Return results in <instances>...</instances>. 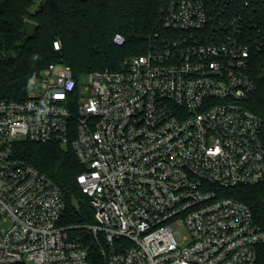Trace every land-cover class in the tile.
<instances>
[{
  "label": "built area",
  "instance_id": "2783aa9c",
  "mask_svg": "<svg viewBox=\"0 0 264 264\" xmlns=\"http://www.w3.org/2000/svg\"><path fill=\"white\" fill-rule=\"evenodd\" d=\"M256 1L168 0L163 32L118 69L86 84L54 63L24 99L0 97V264H92L22 141L73 150L104 264H257L264 229L233 196L264 183V119L248 106Z\"/></svg>",
  "mask_w": 264,
  "mask_h": 264
},
{
  "label": "trees",
  "instance_id": "16d2710c",
  "mask_svg": "<svg viewBox=\"0 0 264 264\" xmlns=\"http://www.w3.org/2000/svg\"><path fill=\"white\" fill-rule=\"evenodd\" d=\"M37 4V0L0 3V97L24 99L30 80L54 63L69 66L78 80L94 72L118 69L123 59L145 53L151 39L163 32L168 0H47L38 11ZM254 5L258 15L252 23L263 29L264 38V0ZM28 21L38 25L31 39L24 34ZM118 33L126 38L122 47L113 42ZM55 41L61 42L60 51L55 49ZM252 78L258 89L248 106L264 119V46L253 56ZM16 153L62 188L67 202L63 224L89 248L92 264H104L100 245L85 229L95 222L94 211L79 187L77 177L83 166L73 150L22 141ZM233 196L251 207L264 229V183L240 187ZM80 201L82 205L76 207ZM257 264H264V244Z\"/></svg>",
  "mask_w": 264,
  "mask_h": 264
},
{
  "label": "water",
  "instance_id": "95a60500",
  "mask_svg": "<svg viewBox=\"0 0 264 264\" xmlns=\"http://www.w3.org/2000/svg\"><path fill=\"white\" fill-rule=\"evenodd\" d=\"M44 6V3L41 4V8ZM38 30V25L32 21H28L26 22L25 24V30H24V34H25V37L27 39H31L35 33L37 32ZM82 205V201H80L76 207L78 206H81Z\"/></svg>",
  "mask_w": 264,
  "mask_h": 264
},
{
  "label": "rangeland",
  "instance_id": "374dc122",
  "mask_svg": "<svg viewBox=\"0 0 264 264\" xmlns=\"http://www.w3.org/2000/svg\"><path fill=\"white\" fill-rule=\"evenodd\" d=\"M81 80H82V82H84L86 84H90V82H91V75H89V74L88 75H85V76H83L81 78ZM31 91L36 92V93L39 92L37 89H35V87Z\"/></svg>",
  "mask_w": 264,
  "mask_h": 264
}]
</instances>
